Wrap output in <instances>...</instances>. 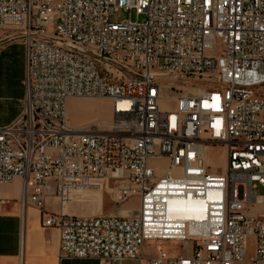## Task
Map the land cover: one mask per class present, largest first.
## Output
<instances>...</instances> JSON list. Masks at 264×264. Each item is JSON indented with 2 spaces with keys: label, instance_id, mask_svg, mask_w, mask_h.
Returning <instances> with one entry per match:
<instances>
[{
  "label": "built area",
  "instance_id": "1",
  "mask_svg": "<svg viewBox=\"0 0 264 264\" xmlns=\"http://www.w3.org/2000/svg\"><path fill=\"white\" fill-rule=\"evenodd\" d=\"M4 29L25 37V95L0 128V185L23 180L20 206L57 230L60 259L239 264L252 239L249 263L264 264V215L245 211L264 199L252 195L264 187V0H0ZM201 81L208 91L163 105L164 89ZM71 98L107 100L110 120L70 126ZM212 147L222 172L205 164ZM110 180L136 189L131 216L44 209Z\"/></svg>",
  "mask_w": 264,
  "mask_h": 264
},
{
  "label": "crops",
  "instance_id": "2",
  "mask_svg": "<svg viewBox=\"0 0 264 264\" xmlns=\"http://www.w3.org/2000/svg\"><path fill=\"white\" fill-rule=\"evenodd\" d=\"M24 70L25 37L20 32L0 30V128L10 125L21 113L25 95ZM94 100L101 99L86 101ZM103 101L110 105L107 100ZM93 121L95 119H87L80 124L71 121L69 125L79 127ZM222 151L224 152L223 149ZM93 195L98 196L99 192ZM88 197L83 194H74L67 202L61 203L58 198L47 196L44 209L55 214L92 217L96 215V212L88 210L90 205ZM22 198L23 180L21 178H15L0 185V264H107L94 259H60L57 230L41 228L40 211L29 202H25L22 209L20 206ZM245 211L251 216H263L264 199L259 205L253 202L247 204ZM248 243L246 260L239 264H250L253 256L252 239H249ZM164 248L171 255H175L178 251L176 246L170 244H166ZM143 251L146 256L155 254V250L149 243L144 245ZM120 264L139 263L135 260H124Z\"/></svg>",
  "mask_w": 264,
  "mask_h": 264
},
{
  "label": "rangeland",
  "instance_id": "3",
  "mask_svg": "<svg viewBox=\"0 0 264 264\" xmlns=\"http://www.w3.org/2000/svg\"><path fill=\"white\" fill-rule=\"evenodd\" d=\"M126 19V15L119 12L111 17V22L119 23ZM139 17L137 20H141ZM130 20L135 21V16L130 15ZM12 30L13 29H4ZM18 32V31H16ZM210 82L201 81L191 88L182 87L176 89H164L163 95L169 97L167 100H163V105L172 109L175 105V98L180 95H193L196 96L200 93L208 91L210 89ZM87 99H68L66 102V117L67 122H73L80 124L87 119H97L101 122H108L110 120V105L103 100L86 101ZM88 125V124H87ZM80 126L79 127H85ZM205 164L210 169L217 173L222 172L225 166V155L221 148L212 147L206 153ZM208 160V161H207ZM158 169H165L166 161L162 160L157 162ZM99 191L89 190L80 194L89 196L87 199L90 203L88 210L96 212V215H119V216H131L139 208V195L136 189L132 187L128 182H121L116 180H110L107 188H103L99 195H93ZM240 192V190H239ZM253 196H262L264 198V187H257L252 191Z\"/></svg>",
  "mask_w": 264,
  "mask_h": 264
},
{
  "label": "bare ground",
  "instance_id": "4",
  "mask_svg": "<svg viewBox=\"0 0 264 264\" xmlns=\"http://www.w3.org/2000/svg\"><path fill=\"white\" fill-rule=\"evenodd\" d=\"M125 106H126V104H125L124 102H121V103L118 105L119 108H125Z\"/></svg>",
  "mask_w": 264,
  "mask_h": 264
}]
</instances>
